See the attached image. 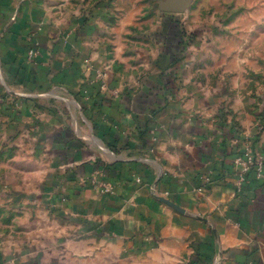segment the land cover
<instances>
[{
  "label": "crops",
  "instance_id": "crops-1",
  "mask_svg": "<svg viewBox=\"0 0 264 264\" xmlns=\"http://www.w3.org/2000/svg\"><path fill=\"white\" fill-rule=\"evenodd\" d=\"M193 4L0 0V264H264V52Z\"/></svg>",
  "mask_w": 264,
  "mask_h": 264
},
{
  "label": "rangeland",
  "instance_id": "rangeland-1",
  "mask_svg": "<svg viewBox=\"0 0 264 264\" xmlns=\"http://www.w3.org/2000/svg\"><path fill=\"white\" fill-rule=\"evenodd\" d=\"M192 1V0H190ZM203 5H196L194 0L193 6L188 11L190 24L185 23L187 31L192 27V32L197 27V16H229L238 18L240 23L237 29L244 30L247 37L252 40V48L254 52H264V0H203ZM191 4V3H190ZM203 10L204 12H202ZM240 15L243 19H239ZM242 26V28H241ZM242 32V33H243ZM262 41V43H260Z\"/></svg>",
  "mask_w": 264,
  "mask_h": 264
},
{
  "label": "built area",
  "instance_id": "built-area-1",
  "mask_svg": "<svg viewBox=\"0 0 264 264\" xmlns=\"http://www.w3.org/2000/svg\"><path fill=\"white\" fill-rule=\"evenodd\" d=\"M101 88L108 91L104 84ZM110 95L117 97L118 92L116 90H110ZM257 127L260 130L262 129L261 124H258ZM233 165L237 173L235 186L238 191H241L243 185L247 183L249 176L252 175L256 180L264 178V156L254 152L251 147H246L239 152L233 159ZM98 188L103 193L110 192L109 187L104 182H98ZM150 190L152 191V194H155L156 191L154 186L151 187Z\"/></svg>",
  "mask_w": 264,
  "mask_h": 264
},
{
  "label": "trees",
  "instance_id": "trees-1",
  "mask_svg": "<svg viewBox=\"0 0 264 264\" xmlns=\"http://www.w3.org/2000/svg\"><path fill=\"white\" fill-rule=\"evenodd\" d=\"M260 117V116H259ZM258 117V119L260 120V118ZM261 122V121H260ZM261 124V123H260ZM261 126H262V124H261Z\"/></svg>",
  "mask_w": 264,
  "mask_h": 264
}]
</instances>
